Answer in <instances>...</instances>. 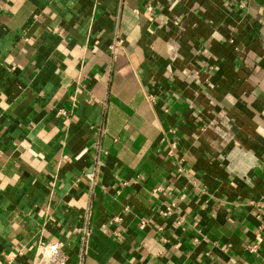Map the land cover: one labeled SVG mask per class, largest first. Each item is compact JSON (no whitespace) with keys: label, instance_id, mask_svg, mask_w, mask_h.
Segmentation results:
<instances>
[{"label":"crops","instance_id":"0c3cea01","mask_svg":"<svg viewBox=\"0 0 264 264\" xmlns=\"http://www.w3.org/2000/svg\"><path fill=\"white\" fill-rule=\"evenodd\" d=\"M0 260L264 264V0H0Z\"/></svg>","mask_w":264,"mask_h":264},{"label":"built area","instance_id":"2783aa9c","mask_svg":"<svg viewBox=\"0 0 264 264\" xmlns=\"http://www.w3.org/2000/svg\"><path fill=\"white\" fill-rule=\"evenodd\" d=\"M60 114L62 115H67V111H60ZM257 246L256 245H247L246 250L249 252H254L256 250ZM0 264H3L2 261L0 260Z\"/></svg>","mask_w":264,"mask_h":264}]
</instances>
